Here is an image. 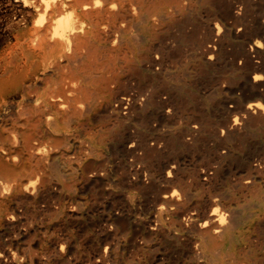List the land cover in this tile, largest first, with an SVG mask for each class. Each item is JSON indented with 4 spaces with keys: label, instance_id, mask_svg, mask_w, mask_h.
<instances>
[{
    "label": "bare ground",
    "instance_id": "bare-ground-1",
    "mask_svg": "<svg viewBox=\"0 0 264 264\" xmlns=\"http://www.w3.org/2000/svg\"><path fill=\"white\" fill-rule=\"evenodd\" d=\"M0 264H264V0H0Z\"/></svg>",
    "mask_w": 264,
    "mask_h": 264
}]
</instances>
